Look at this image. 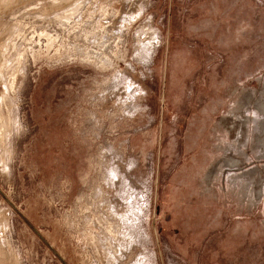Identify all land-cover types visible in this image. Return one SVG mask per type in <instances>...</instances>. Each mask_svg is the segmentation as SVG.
Segmentation results:
<instances>
[{
  "label": "rangeland",
  "instance_id": "1",
  "mask_svg": "<svg viewBox=\"0 0 264 264\" xmlns=\"http://www.w3.org/2000/svg\"><path fill=\"white\" fill-rule=\"evenodd\" d=\"M0 264H264V0H0Z\"/></svg>",
  "mask_w": 264,
  "mask_h": 264
},
{
  "label": "bare ground",
  "instance_id": "2",
  "mask_svg": "<svg viewBox=\"0 0 264 264\" xmlns=\"http://www.w3.org/2000/svg\"><path fill=\"white\" fill-rule=\"evenodd\" d=\"M1 74V73H0Z\"/></svg>",
  "mask_w": 264,
  "mask_h": 264
}]
</instances>
